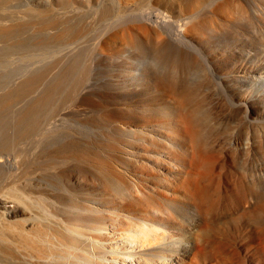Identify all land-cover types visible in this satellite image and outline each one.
<instances>
[{"label":"bare ground","instance_id":"bare-ground-1","mask_svg":"<svg viewBox=\"0 0 264 264\" xmlns=\"http://www.w3.org/2000/svg\"><path fill=\"white\" fill-rule=\"evenodd\" d=\"M57 1L0 12V264H264V0Z\"/></svg>","mask_w":264,"mask_h":264},{"label":"rangeland","instance_id":"rangeland-1","mask_svg":"<svg viewBox=\"0 0 264 264\" xmlns=\"http://www.w3.org/2000/svg\"><path fill=\"white\" fill-rule=\"evenodd\" d=\"M74 1L72 0V4L74 2V5H79V3H77V0ZM110 3L115 4V9L119 12L132 11L140 8L145 11H149L151 13L149 15H152V13H159L161 10L169 16H176L177 19L183 18L182 15L184 12H190V0H86V4H89V6L90 4L92 6L95 5V7L100 4L108 5ZM60 6L61 3H59L57 0H41V3H38L36 0H9L7 4L0 6V12L10 14H21L22 12V14H24L25 12H27L35 15L38 13L41 14V12L45 10V8L52 7L56 10L57 8H60ZM156 9H158L159 11H157ZM148 21L151 22L150 19H148ZM177 21H179V23H182L181 20ZM114 30L116 32V35L113 30H108V32L104 34V36H106H103L104 38H102L105 40V43L103 45H105L107 49H120L125 47L124 41L120 40L121 37L118 34L121 33L120 28H116ZM142 37L145 38L144 35H142ZM107 38L108 40H106ZM104 40L102 42H104Z\"/></svg>","mask_w":264,"mask_h":264}]
</instances>
